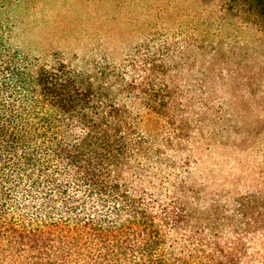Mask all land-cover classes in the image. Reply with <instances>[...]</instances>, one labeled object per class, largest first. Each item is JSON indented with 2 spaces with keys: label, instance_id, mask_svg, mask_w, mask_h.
Here are the masks:
<instances>
[{
  "label": "trees",
  "instance_id": "obj_1",
  "mask_svg": "<svg viewBox=\"0 0 264 264\" xmlns=\"http://www.w3.org/2000/svg\"><path fill=\"white\" fill-rule=\"evenodd\" d=\"M218 1L220 22L264 32V0ZM13 40L0 16V264H264V149L232 208L201 206L192 180L202 144L261 132L237 124L236 101L210 98L206 63L222 86L244 68L223 74L215 47L196 68L204 54L177 38L81 62Z\"/></svg>",
  "mask_w": 264,
  "mask_h": 264
},
{
  "label": "rangeland",
  "instance_id": "obj_2",
  "mask_svg": "<svg viewBox=\"0 0 264 264\" xmlns=\"http://www.w3.org/2000/svg\"><path fill=\"white\" fill-rule=\"evenodd\" d=\"M4 2L0 16L12 26V43L22 52L43 60L57 53L66 58L76 57L80 62L100 56L117 61L149 40L177 38L182 39L181 48L187 55L204 54L201 59L196 58V68L214 47L223 60H227L225 64L214 65L221 68L223 74L229 67L244 68L242 81L240 78L227 80L222 86L206 63L211 77L210 98L217 103L236 101L237 124H248L252 134L259 128L261 132L241 144V136L230 129L223 135H215L209 146L202 144L194 151L197 162L192 180L202 189L201 206L208 205L212 197H219L221 204L232 208L237 193L246 188L254 189L257 174L254 171H258L260 152L264 149V32L256 26L238 25L237 21L220 22L214 13L220 3L218 0ZM189 38L195 42L193 48L184 43ZM233 84L235 90H228ZM249 89L254 90L253 94H247ZM240 101L246 111L242 110ZM258 101L263 102L261 106L256 104Z\"/></svg>",
  "mask_w": 264,
  "mask_h": 264
}]
</instances>
